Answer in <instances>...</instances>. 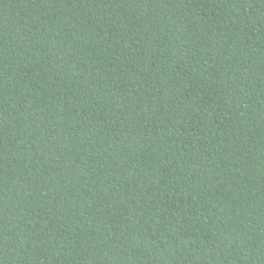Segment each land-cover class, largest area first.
I'll list each match as a JSON object with an SVG mask.
<instances>
[{
    "label": "trees",
    "instance_id": "1",
    "mask_svg": "<svg viewBox=\"0 0 264 264\" xmlns=\"http://www.w3.org/2000/svg\"><path fill=\"white\" fill-rule=\"evenodd\" d=\"M0 264H264V0H0Z\"/></svg>",
    "mask_w": 264,
    "mask_h": 264
}]
</instances>
